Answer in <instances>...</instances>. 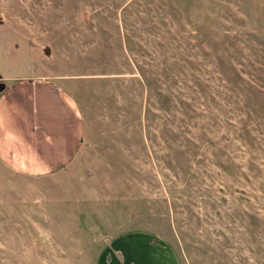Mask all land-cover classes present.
I'll list each match as a JSON object with an SVG mask.
<instances>
[{"label": "rangeland", "instance_id": "374dc122", "mask_svg": "<svg viewBox=\"0 0 264 264\" xmlns=\"http://www.w3.org/2000/svg\"><path fill=\"white\" fill-rule=\"evenodd\" d=\"M30 64L80 144L43 176L0 162V264H105L136 233L173 264H264V0H0V66Z\"/></svg>", "mask_w": 264, "mask_h": 264}, {"label": "crops", "instance_id": "0c3cea01", "mask_svg": "<svg viewBox=\"0 0 264 264\" xmlns=\"http://www.w3.org/2000/svg\"><path fill=\"white\" fill-rule=\"evenodd\" d=\"M2 67L0 162L27 177L60 170L80 144L75 102L59 79L41 76L33 64L23 75H5ZM113 249L105 264H173L167 250L143 233L123 237ZM136 249L143 253L140 261L130 258Z\"/></svg>", "mask_w": 264, "mask_h": 264}, {"label": "water", "instance_id": "95a60500", "mask_svg": "<svg viewBox=\"0 0 264 264\" xmlns=\"http://www.w3.org/2000/svg\"><path fill=\"white\" fill-rule=\"evenodd\" d=\"M3 86L0 85V90L2 89Z\"/></svg>", "mask_w": 264, "mask_h": 264}]
</instances>
